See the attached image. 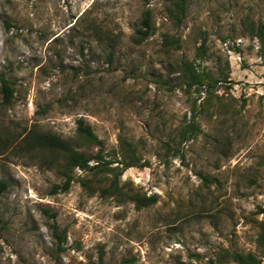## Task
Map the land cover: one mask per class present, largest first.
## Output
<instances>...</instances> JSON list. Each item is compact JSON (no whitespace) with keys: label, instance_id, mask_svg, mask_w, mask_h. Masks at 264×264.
<instances>
[{"label":"rangeland","instance_id":"obj_1","mask_svg":"<svg viewBox=\"0 0 264 264\" xmlns=\"http://www.w3.org/2000/svg\"><path fill=\"white\" fill-rule=\"evenodd\" d=\"M171 6L0 0V264H90L100 253L106 264H237L236 251L264 264V47L250 24L264 26V0H187L180 25ZM146 9L153 33L137 43ZM166 36L181 47H166ZM183 59L222 81L187 86ZM1 77L14 89L10 103ZM194 113L201 131L183 144L185 159L164 163L162 142ZM79 119L113 158L121 138L136 145L149 164L121 182L156 202L137 208L79 182L52 192L62 177L21 147L23 137L36 128L71 139ZM48 212L67 229L63 252Z\"/></svg>","mask_w":264,"mask_h":264},{"label":"trees","instance_id":"obj_2","mask_svg":"<svg viewBox=\"0 0 264 264\" xmlns=\"http://www.w3.org/2000/svg\"><path fill=\"white\" fill-rule=\"evenodd\" d=\"M146 3L149 0H143ZM187 8V0H172V6L168 8L170 16L174 19L176 25H180L185 17ZM10 23L6 20V25ZM251 24V36L258 37L264 47V26L259 23L257 26ZM153 16L150 9H146L136 29L134 40L141 43L153 33ZM163 44L180 48L179 38L166 36ZM206 49L204 42L199 47L198 56L203 58ZM178 70L183 77L187 86H196L198 89H206L210 91L212 87L222 81V79L214 77L212 73L200 68V65L195 61L183 59L178 63ZM3 100L5 103H10L14 98V89L7 79L1 77ZM196 113L193 114L191 120L185 125H182L176 135H172L171 139L162 142L164 150L161 157L166 164L170 163L172 158L179 157L185 159L183 152V144L195 137L201 128L197 124ZM23 149L31 151L48 167L56 170L57 174L62 177L61 183H55L52 186V192H67L70 190L74 182H79L83 189L90 195L99 193L102 197H115L119 201L132 200L137 208H142L156 202L155 196H147L126 187L125 183L121 182L122 174L130 167H146L148 161L143 160L140 156L136 145L126 139L121 138L120 156L118 159L116 154L113 158L104 147V141L95 133L90 123L84 119L78 120L76 136L71 139H65L52 132L41 131L36 128L31 129L26 133L22 140ZM97 148L96 152L88 150ZM83 148H86L87 151ZM112 156V157H111ZM76 169L82 171L81 174H76ZM206 182L209 178L203 175ZM7 188L5 181L0 182V192ZM50 213V212H48ZM49 216L54 219L50 223V229L54 239L56 252L60 253L66 249L67 229H61L56 221V213L51 212ZM232 259L237 264H261L260 259L252 252L242 253L233 252ZM90 264H106L104 263L103 254L100 253L97 261Z\"/></svg>","mask_w":264,"mask_h":264}]
</instances>
